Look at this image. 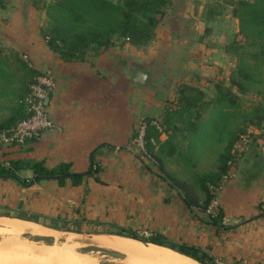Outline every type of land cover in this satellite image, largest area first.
<instances>
[{"label": "crops", "instance_id": "crops-1", "mask_svg": "<svg viewBox=\"0 0 264 264\" xmlns=\"http://www.w3.org/2000/svg\"><path fill=\"white\" fill-rule=\"evenodd\" d=\"M171 2L149 43L134 45L126 39H116L82 60H65L48 46L41 33L43 26L35 18L39 13L35 6L8 2L0 7L3 49L15 51L41 73L50 72L56 81L47 100L52 127L22 144L0 145V161L35 158L49 167L69 161L72 171L85 172L91 165L92 149L101 145L95 156L100 169L84 176L77 185L70 178L60 184L55 177L30 183V168L18 171L21 178H30L26 183L0 177V218L47 230L50 228L39 222L52 225L50 220L57 219L75 221L80 231L114 225L142 227L151 234L164 235L171 228L187 231L188 224L204 220L199 217L203 210L188 207L152 164L136 154L132 135L140 119L160 116L176 81L186 79L205 92L213 87L218 80L214 69L223 72V63L232 58L224 44L229 33L238 29V22L231 6L207 16L208 0ZM219 21L225 22L222 31H218ZM176 28L179 42L172 44ZM168 53L173 55L166 60ZM2 56L14 60L10 52ZM173 65L179 66L182 73L172 70ZM137 69L146 72L143 82L134 78ZM227 74L220 79H227ZM4 76L5 69L0 66V80ZM10 82L8 79L7 85L0 83V120L10 114L13 106ZM167 137L164 131L159 140ZM218 206L220 225L209 219L201 222L203 230L209 229L212 249L239 261L264 264L263 146L251 143L242 151L236 176L220 189Z\"/></svg>", "mask_w": 264, "mask_h": 264}, {"label": "trees", "instance_id": "trees-1", "mask_svg": "<svg viewBox=\"0 0 264 264\" xmlns=\"http://www.w3.org/2000/svg\"><path fill=\"white\" fill-rule=\"evenodd\" d=\"M8 1L0 0V7H4ZM223 1L231 6V13L238 22V31L231 35L224 44V50L235 59L230 66L227 81L225 78L215 81L216 91L210 98L206 97V92L198 85L186 79L176 81L173 93L167 98V105L159 116L163 130L167 132L168 137L160 141L161 132L150 123L144 134L147 150L154 157L161 176L179 192L184 203L192 209L204 210L207 207L212 196L210 185L217 183L222 173L228 169L229 160L233 157L231 148L240 131L243 130V127L233 129L230 126L227 127L226 124L219 125L220 115L231 113L232 111H228L227 108L233 105V101L238 98L239 93L247 92L263 80L264 0L262 2H258V0ZM171 3V0H52L48 3L47 12L50 10L51 16L53 15L51 12L57 14L42 27L41 33L48 46L58 52L63 59L82 60L87 55L97 53L101 48L113 44L116 39H126L134 45L149 43L155 37L156 27ZM222 5L224 6V4ZM222 7L217 8L209 4L206 9L207 16L221 13ZM207 30L208 28L205 27L204 32ZM172 41V44L179 42L177 28L172 31ZM248 46H254L255 50H248ZM2 51L3 47L0 45V52ZM11 52L20 72L21 86L25 91L19 93L10 114L0 120V131L11 127L19 119L27 116L28 113L22 98L29 91L30 84L36 80V76L41 73L27 59L20 57L15 51ZM182 54L180 53V57L183 56ZM175 71L182 73L180 68H175ZM212 102L220 106V115L217 114L214 120L206 123L207 127L201 129V109ZM243 117L249 122L260 125L264 122V104L258 101L252 105L249 111L243 112ZM145 118L149 120L153 116L147 115ZM182 119L184 123L179 124ZM177 129L200 132L201 136L208 132H217V140H225L222 149L218 152L215 168L200 173L192 172L188 180L163 173L165 169L162 156H171L178 152L176 144L173 142V133ZM152 138L155 143L151 142ZM100 146L92 149L91 165L85 172L72 171L69 161H62L49 167L42 159L9 158L0 161V177H12L26 183L30 178H21L18 171L30 168L33 171L31 178L55 177L60 184H63L66 178H70L71 183L77 185L82 182L84 176L93 175L100 169V165L95 160ZM199 192H203L204 197L201 198ZM209 220V222L220 225L221 209L218 208L215 214L210 215ZM127 229L118 227L116 232L141 242L150 241L148 243L157 246L168 245L171 249L196 261L215 264L208 262L206 253L200 251L195 244L168 241L164 237L165 235L160 232L144 237L136 231Z\"/></svg>", "mask_w": 264, "mask_h": 264}, {"label": "rangeland", "instance_id": "rangeland-1", "mask_svg": "<svg viewBox=\"0 0 264 264\" xmlns=\"http://www.w3.org/2000/svg\"><path fill=\"white\" fill-rule=\"evenodd\" d=\"M50 1L52 0H9L8 2H14V3L19 2L20 4L24 3L25 5L35 6L36 8L39 9V13L36 15L35 18L38 20V23L40 25L44 26L48 24V22L52 20L53 17H55L57 14L51 12L53 14L51 16L50 10L47 12L48 3ZM220 2L222 3L220 4ZM223 2H224L223 0H208V2H206V5L210 4L218 8V7H222L223 6L222 4H224L223 7H225V9L226 8L230 9V5ZM258 2H262V0H258ZM224 23H225L224 21L218 22V25H220L218 31H222V25H225ZM234 26L236 29V24H234ZM237 31L238 29L233 30L232 32L229 33L228 36L234 35ZM167 47L168 46L166 45L165 49ZM173 47L176 48V46ZM247 49L255 50V47L248 46ZM11 51L13 50L9 48L7 49L4 48L3 51L0 52V56L2 57L0 59L1 60L0 66L1 68L3 67L5 69V76L3 79L0 80L1 81L0 83L5 84L6 82L7 85L8 79L9 81L11 80L10 86L13 88L12 102L14 105L15 102L17 101V98L19 97V93H24L25 90L24 87L21 86V79L19 77L20 72L18 71L14 60L13 59L10 60L7 56L5 59H3L2 54L7 55L9 54V52L12 53ZM172 55L173 53H168L165 59L168 60L167 58ZM219 60L222 61L221 58H219ZM234 60L235 59L232 57L229 63L226 62L223 63L224 64L223 72L218 71L217 68L214 69V71H217L214 72V74L218 75L217 79L220 80L221 76L229 73L230 66L234 63ZM176 68H179V66ZM171 69L175 70V68L172 67ZM7 73L10 74V77H8L9 74ZM262 77H263L262 82L253 86L250 90H248L245 93H239L238 98L234 99L233 105H231L230 108H227L228 111H232L231 113H225L223 115H220V106H218L213 102L203 106L201 109V118H200L201 129L207 127L206 123H208L210 120H214L217 114L218 116L219 115L221 116L218 119L220 122L219 125L226 124L227 127L230 126L233 129L236 128L238 129L239 127H243V130L240 131V134L247 130L257 129V126L259 125L244 119L243 112L249 111L252 105L257 103L258 101L264 104V73L262 74ZM159 79L160 77L156 79V83L159 82ZM225 80L227 81V79ZM215 91L216 89L214 84L213 87L209 86L206 92L207 94L206 97L210 98L212 95L215 94ZM26 95L27 94H25V96L22 98V102L24 106H25ZM182 123H184L183 119L179 121V124ZM217 134H218L217 132H208L205 135L201 136L200 132H191L186 129L175 130L173 133V142L176 144L178 152L171 156L168 155L162 156L164 162V169H165L163 173L164 174L169 173L170 176L173 175L179 179L188 180L192 172L200 173L215 168V162L218 152L222 149L223 144L225 143V140L223 141L217 140ZM151 167L156 169L157 170L156 172L158 174H161L156 163H153ZM199 195L201 198L204 197L203 192H199ZM199 217L200 218L202 217V219L204 218V220H202L203 222L209 219V217L206 214H202ZM55 221H57V219L50 220L52 225H46L44 223L39 222V224L41 225L43 224V226H46V228L47 227L50 228L49 229L50 234H34L33 232H31L32 230L31 231L28 230L24 233L20 232L17 235L14 234L13 232L12 233L10 232L8 234L4 232H0V243L3 244V242H1L2 238L4 239L3 241H6L4 246L2 244L0 245L1 246L0 250L4 247L2 249L3 251L2 252L0 251V264H30V263L31 264L34 263L35 264H71V263L72 264H165L167 263L168 264V262L169 263L175 262V264L178 263L199 264L192 260L189 259L187 260L186 258L180 257L181 259H179L176 256L172 257L173 260L171 258L163 260L165 262H163L159 258L157 259L155 258V260L158 261V263H156L157 261L153 260L154 258H152L151 256H149L148 258L146 254L144 255L141 253L152 252V251L154 253L155 250L157 251V255L158 254L163 255V252H167L165 254H168L170 251L176 252L178 254L181 253H179L177 250L171 249L168 245H165L166 246L165 247V246L153 245L150 243L144 244V241L141 242L139 240H135L131 237H128V235L125 234H120V236H117L119 235V233L116 232L117 228H115L114 225L111 226L105 225V226L92 227L81 230V233H86V234H112V235L76 236L68 233V231H80L75 221L58 220L57 221L58 223H56ZM202 221L200 220L196 222L197 224H193V225L188 224L187 231H183L182 229L179 230L177 228H171V230L169 229L170 233H166L164 237H166L168 241L174 243L187 242L190 244L197 245L200 251H204L206 253V260L208 262H214L216 258L218 259L220 258L223 260H229L234 263L237 262L239 264H255V263L244 262L241 260L239 261L237 259L227 257L221 252H217L215 249H212L211 239H210L211 234H209L208 228H204V230L202 229L201 227ZM73 222L76 224H74ZM72 224L74 225L71 226ZM125 228H128L129 231L130 229L132 231H136V233L144 237H149L151 235L150 230L147 229V231H145L146 229H141L142 227H139L138 229V227L134 228L133 226H125ZM114 237L116 238V241ZM130 240L132 241V244L134 243L133 241H135V245L137 246L139 244V246H137V248L134 249L135 245L133 246ZM126 241L128 242V244ZM124 245H126L125 247L129 246V248L130 246L131 248L133 247L132 249L133 251H135L134 252L135 254H133L132 251H129L128 254L127 252L128 250L126 251V248L123 247ZM143 245H145V247ZM32 247L34 248V250H36V253L37 251L40 253L42 251L45 252L47 249H52L58 252H62L66 255V257H68V260H70L71 263L65 259L63 261H60L57 260L55 257L52 258V256L50 255H46V254L43 255L42 254L43 252L41 254L31 253L30 250L32 249ZM162 250L163 252L159 253ZM131 254L134 256L132 257ZM139 254H141V256L144 255L146 257H141L139 256ZM181 255H185V254L182 253ZM150 258L153 260L154 263ZM185 259L187 261L184 262ZM159 260L163 263H161Z\"/></svg>", "mask_w": 264, "mask_h": 264}, {"label": "built area", "instance_id": "built-area-1", "mask_svg": "<svg viewBox=\"0 0 264 264\" xmlns=\"http://www.w3.org/2000/svg\"><path fill=\"white\" fill-rule=\"evenodd\" d=\"M55 85L56 81L50 72L39 73L36 76V80L31 83L25 99L27 116L19 119L11 127L0 131V145L22 144L28 139L39 137L45 129L52 127L53 122L47 108L46 99L49 97ZM149 123L155 125L161 133L165 131L163 130L161 118L153 117L147 120L143 117L134 129L131 142L136 154L141 159L153 164L156 163L155 159L148 152L144 141L145 129ZM151 142L155 143V140L152 138ZM251 143H256L264 147V122L257 126L255 130H247L241 133L233 143L231 148L233 157L229 160L228 169L222 173L217 183L210 185L212 196L207 207L203 210L204 214L208 217L218 211V194L220 189L227 181L236 176V163L238 158L242 154V151ZM214 263L239 264L220 258H216Z\"/></svg>", "mask_w": 264, "mask_h": 264}, {"label": "bare ground", "instance_id": "bare-ground-1", "mask_svg": "<svg viewBox=\"0 0 264 264\" xmlns=\"http://www.w3.org/2000/svg\"><path fill=\"white\" fill-rule=\"evenodd\" d=\"M31 231V232H33L34 234H50V230H47V229H43V228H37V227H34V226H29V225H25L22 221L21 222H19V221H16V219H12V218H0V232H4V233H14V234H19L20 232H26V231ZM52 234H55V233H52ZM66 235V234H65ZM95 235H97V234H95ZM120 236V235H119ZM115 238V237H114ZM121 239V238H120ZM123 239V238H122ZM4 239L2 238V240H1V242H3V244L2 243H0V245L2 244L3 246L5 245V243H6V241H3ZM115 241H116V238H115ZM127 241H129V240H127ZM126 241V242H127ZM124 242V241H123ZM130 242H131V244H132V241L130 240ZM134 243L132 244L133 246L135 245V241H133ZM137 242V241H136ZM124 244V243H123ZM127 244H128V242H127ZM138 244V243H137ZM144 244H148V243H144ZM130 245V244H129ZM126 245H124L123 247H125ZM128 246V245H127ZM137 246H139V244L137 245ZM137 246L135 245L134 246V249L135 248H137ZM144 247H145V245H143ZM1 247V246H0ZM153 247V246H152ZM4 248V247H3ZM2 248V249H3ZM126 248V251L128 252V254H129V251H132L133 252V254H135L134 252L135 251H133V247L131 248V246H130V248H129V246L128 247H125ZM129 248V249H128ZM147 248V247H146ZM155 248V247H154ZM0 250L1 252L3 251V250ZM34 251V252H32V251ZM30 250V252L31 253H35V254H37V253H40V252H38L37 251V253H36V250H34V248L32 247V249ZM148 250V249H147ZM45 251V250H44ZM159 251V250H158ZM169 251V250H168ZM5 252V251H4ZM43 252V251H42ZM41 252V253H42ZM131 252V253H132ZM156 252V253H155ZM155 252L153 253V251L152 252H143V253H141V254H146L147 255V257L149 258V256H151L152 258H154L153 260H155V258L157 259V258H159L160 260H165V259H169V258H171L172 259V257H178L179 259H181L180 257H182V258H186L187 260L189 259V260H192V261H194V262H197V263H199L200 264V262L199 261H196V260H194L193 258H189V257H187V256H183V255H181V254H178V253H176V252H169L168 254H165V253H167V252H163V250L162 251H160L159 253H162L163 252V255L161 254V255H157V251L155 250ZM40 253V254H41ZM43 255H50V256H52V258L53 257H55L57 260H60V261H63L64 259L65 260H68V257H66V255L64 254V253H62V252H58V251H55V250H52V249H47L45 252H43L42 253ZM141 254H139V256H141ZM171 254V255H170ZM132 255V254H131ZM130 255V256H131ZM136 255H138V254H136ZM135 255V256H136ZM144 255H142L141 257H146V256H144ZM49 256V257H50ZM129 256V255H128ZM134 255H132V257H133ZM44 257V256H43ZM74 257V256H73ZM75 258H78V257H75ZM177 258V259H178ZM145 259H147V258H145ZM151 259V258H150ZM175 259V258H174ZM184 260V262L185 261H187V260ZM152 260V259H151ZM150 260V261H151ZM153 260H152V262H153ZM159 260V261H160ZM173 260V259H172ZM54 261V260H53ZM56 261V260H55ZM70 263H71V261L70 260H68ZM155 261H157V260H155ZM176 261V260H175ZM77 262V261H76ZM161 262V261H160ZM163 262H165V261H163ZM163 262H161V263H163ZM168 262V261H167ZM171 262V261H170ZM54 263V262H53ZM154 263V262H153ZM156 263H158V261L156 262ZM172 264L174 263L175 264V262H171ZM171 263H169L168 262V264H171ZM176 263H178V262H176ZM31 264V263H30ZM35 264V263H34ZM72 264V263H71ZM165 264H167V263H165ZM179 264V263H178ZM190 264V263H189Z\"/></svg>", "mask_w": 264, "mask_h": 264}, {"label": "water", "instance_id": "water-1", "mask_svg": "<svg viewBox=\"0 0 264 264\" xmlns=\"http://www.w3.org/2000/svg\"><path fill=\"white\" fill-rule=\"evenodd\" d=\"M145 77H146V72L145 71H143L142 69H137L136 70V72H135V79L138 81V82H143L144 81V79H145ZM47 100H48V98L46 99V102H47ZM40 179V177H35V178H33V179H31V181H30V183H33L34 181H37V180H39ZM73 232H75V233H81V231H73ZM84 234H86V233H84ZM144 243H148V241H144ZM198 261V260H197ZM200 264H207V263H205V262H200Z\"/></svg>", "mask_w": 264, "mask_h": 264}]
</instances>
